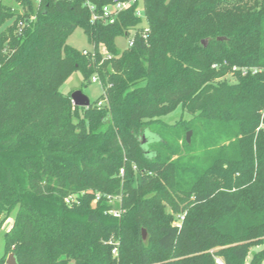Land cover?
<instances>
[{"label": "trees", "instance_id": "16d2710c", "mask_svg": "<svg viewBox=\"0 0 264 264\" xmlns=\"http://www.w3.org/2000/svg\"><path fill=\"white\" fill-rule=\"evenodd\" d=\"M12 1L24 13L0 0V225L15 213L4 253L17 264H245L264 245V0H142L145 37L136 4L104 24L84 0ZM77 28L92 52L67 44ZM233 66L260 72L230 83ZM75 72L100 81L87 108L61 91ZM178 108L191 118L171 130L162 118ZM188 130L204 148L226 142L211 163L186 161L193 139H169Z\"/></svg>", "mask_w": 264, "mask_h": 264}, {"label": "rangeland", "instance_id": "374dc122", "mask_svg": "<svg viewBox=\"0 0 264 264\" xmlns=\"http://www.w3.org/2000/svg\"><path fill=\"white\" fill-rule=\"evenodd\" d=\"M3 2L7 5H9L13 12H18L20 14L24 13V9L18 6L14 1L12 0H3ZM11 21H7L3 27H6L7 25H10ZM142 25H145V21L141 22ZM116 46L123 50L127 47V38L126 37H119L115 40ZM67 44L79 51H91L92 47L87 41L86 35L83 33L82 29L77 28L74 33L69 36L67 39ZM100 50L103 51V48L100 47ZM225 80H227L230 83H234L235 79L232 75L228 74L224 77ZM80 90L82 93L89 99L90 103L94 102L101 94H102V87L98 83H84L83 78L79 72L73 73L68 80L65 82V84L61 87V91L64 94H70L74 91ZM191 116L182 113L180 109H176L172 113L168 114L167 116H164L162 118L163 123L165 126L171 130H177L181 125V121H188L190 120ZM187 132H190L189 136V143L192 141V131L188 130L186 132L179 131L177 133L178 135H171L170 140L176 141L178 145H181L183 139L186 137ZM150 135L147 133V135L143 136V143L146 144L148 142V137ZM218 140V139H217ZM211 142L215 143L213 145H209L208 142L206 143L208 148H204V142L201 144V137L198 135L195 139H193V143L195 144L194 150L188 153V157L186 158V161L190 162H202L205 165L211 163L213 157L217 156L219 154V150L221 149V145L225 144L226 142H220L218 141ZM192 158V159H191ZM191 159V160H189ZM166 211L169 212L168 208H166ZM15 213L11 214L8 218L3 220V222L0 225V258L3 257L4 261H6L8 255L10 253H4V245H5V239L4 235L5 233L11 228L13 223ZM264 250V245L253 247L250 249L248 257L246 259L245 264H249L250 260L254 253H258L260 251ZM261 264H264V260L261 262Z\"/></svg>", "mask_w": 264, "mask_h": 264}, {"label": "built area", "instance_id": "2783aa9c", "mask_svg": "<svg viewBox=\"0 0 264 264\" xmlns=\"http://www.w3.org/2000/svg\"><path fill=\"white\" fill-rule=\"evenodd\" d=\"M84 1H85L84 5L89 10L90 21L92 23L102 22L104 24H113L115 19L117 18V16L121 12L130 8L133 4H136L135 10H134L135 16L138 18H141L142 21H145L144 17H143L142 0H130L128 2L114 1L113 3H111L109 5H105V6L101 7L100 9H97L95 6L90 4L88 0H84ZM38 2H39V0H35V3H38ZM19 26H22L21 22L19 23ZM140 26L143 27V36L145 37V35L147 33L146 23H145V25L140 24ZM134 34H135V31L131 30L129 32V34L127 35V37H126L127 38V47H131L133 45ZM88 52H92V51H85V50L82 51V53L84 55L87 54ZM99 52L104 58L109 59L111 57L110 55H107V53L105 52L104 49H103V51L100 50ZM221 65L225 66L226 62H222V64L214 63L212 65V68L218 69ZM235 72H238L241 76H245L247 74L255 75V74L259 73L260 71L257 68H246V67L233 66L231 68L230 75L233 76V74ZM91 82L100 84V81L96 76H93L91 78ZM101 104L102 103L99 102L98 106H100ZM72 105H74L73 102H72ZM122 175H123V171L121 170L120 176H122ZM101 197H105L106 200L108 201V203H110V204H114L115 202H120V198H118V197L111 196V195L105 196V195H100V194L95 195L94 202L100 200ZM64 203L67 205L77 204L78 203L77 196L76 195L67 196L64 199ZM120 213H121L120 210H117L114 208L109 211V214H111L115 217H118L120 215ZM182 219H183V215L175 216V220H174L173 225L176 227H179ZM111 254L114 257L117 256L116 248L112 249ZM214 262H215V264H224L220 258H215Z\"/></svg>", "mask_w": 264, "mask_h": 264}, {"label": "water", "instance_id": "95a60500", "mask_svg": "<svg viewBox=\"0 0 264 264\" xmlns=\"http://www.w3.org/2000/svg\"><path fill=\"white\" fill-rule=\"evenodd\" d=\"M70 98H71V101L73 102L74 106H76V107L87 108L90 106L89 99L80 90H77V91H74L73 93H71ZM189 136H190V132H187L186 137H185L187 143L189 142ZM142 236L143 237L145 236L144 231H143ZM5 264H17L14 254L11 253L8 255V257L5 261Z\"/></svg>", "mask_w": 264, "mask_h": 264}]
</instances>
